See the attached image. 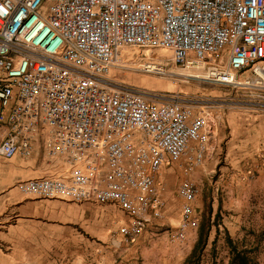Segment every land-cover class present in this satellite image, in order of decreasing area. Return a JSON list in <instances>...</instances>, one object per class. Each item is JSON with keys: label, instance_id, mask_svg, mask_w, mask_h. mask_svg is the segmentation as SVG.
I'll return each mask as SVG.
<instances>
[{"label": "built area", "instance_id": "built-area-1", "mask_svg": "<svg viewBox=\"0 0 264 264\" xmlns=\"http://www.w3.org/2000/svg\"><path fill=\"white\" fill-rule=\"evenodd\" d=\"M152 50L211 83L264 91V0H0V158L42 156L52 172L14 188L113 204L129 243L164 217L162 176L180 164L171 242L185 243L198 225L192 175L217 150L221 114L110 78Z\"/></svg>", "mask_w": 264, "mask_h": 264}, {"label": "rangeland", "instance_id": "rangeland-1", "mask_svg": "<svg viewBox=\"0 0 264 264\" xmlns=\"http://www.w3.org/2000/svg\"><path fill=\"white\" fill-rule=\"evenodd\" d=\"M149 66H162L167 74L175 76L148 72ZM182 75L198 74L175 67L170 53L152 50L136 51L134 58L112 70L110 78L164 99L178 98L195 109L208 108L221 114L217 150L192 175L200 188L195 203L197 227L190 228L185 243L171 242L180 221L176 191L182 166L175 164L165 168L162 176L164 217L153 221L134 243H129L119 233L129 222L126 213L114 205H102L105 211L98 214H106L107 225L95 223L92 228L103 230L105 226L108 237L98 242L117 250L137 245L132 264H230L234 250L246 253L255 264H264V91L259 85L232 88ZM38 159L50 167L42 156ZM0 172H4L2 167ZM0 264L53 263L47 255L14 253Z\"/></svg>", "mask_w": 264, "mask_h": 264}, {"label": "crops", "instance_id": "crops-1", "mask_svg": "<svg viewBox=\"0 0 264 264\" xmlns=\"http://www.w3.org/2000/svg\"><path fill=\"white\" fill-rule=\"evenodd\" d=\"M0 167L4 169L0 172V262H7L14 253H32L47 255L53 264H132L137 245L117 250L98 242L108 237V217L98 213H104L102 205L113 204H78L20 194L12 188L17 182L52 172L38 157L31 161L0 158ZM95 223L104 224L103 230L92 228Z\"/></svg>", "mask_w": 264, "mask_h": 264}, {"label": "trees", "instance_id": "trees-1", "mask_svg": "<svg viewBox=\"0 0 264 264\" xmlns=\"http://www.w3.org/2000/svg\"><path fill=\"white\" fill-rule=\"evenodd\" d=\"M200 241H202V236L200 238ZM200 241L199 244H197V247L195 248L193 253H196V250L200 246ZM230 264H255V263L252 261L250 257H248L246 253L234 250Z\"/></svg>", "mask_w": 264, "mask_h": 264}, {"label": "bare ground", "instance_id": "bare-ground-1", "mask_svg": "<svg viewBox=\"0 0 264 264\" xmlns=\"http://www.w3.org/2000/svg\"><path fill=\"white\" fill-rule=\"evenodd\" d=\"M150 69H148V72L150 71V72H157L158 74H163V75H170L171 77L172 76H175V75H173V74H167V72H165L164 70H159L157 67H154V66H150L149 67ZM185 74V73H184ZM183 76V75H182ZM183 77H185V78H187V77H194V78H201V76H197V75H185V76H183ZM203 79V78H202Z\"/></svg>", "mask_w": 264, "mask_h": 264}]
</instances>
